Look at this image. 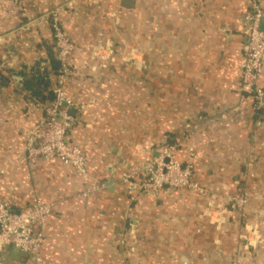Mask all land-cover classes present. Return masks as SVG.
Segmentation results:
<instances>
[{
  "label": "crops",
  "instance_id": "obj_1",
  "mask_svg": "<svg viewBox=\"0 0 264 264\" xmlns=\"http://www.w3.org/2000/svg\"><path fill=\"white\" fill-rule=\"evenodd\" d=\"M253 3L264 13V0H0V200L52 204L44 264H264V108L238 89ZM52 11L75 45L64 87L85 175L23 150L44 115L34 78L55 84ZM166 142L206 192L130 200L121 174ZM235 192L248 204L223 211ZM3 258L37 264L13 246Z\"/></svg>",
  "mask_w": 264,
  "mask_h": 264
},
{
  "label": "built area",
  "instance_id": "obj_2",
  "mask_svg": "<svg viewBox=\"0 0 264 264\" xmlns=\"http://www.w3.org/2000/svg\"><path fill=\"white\" fill-rule=\"evenodd\" d=\"M20 1L11 0L12 5H17ZM263 16V11L254 3L245 16V43L242 47L243 60L238 84L239 91L251 96L255 110L264 108V88L258 83L264 65V31L260 27ZM50 26L55 59L58 63L54 97L49 104L42 106L44 115L41 120L24 130L23 150L25 158L30 162L58 160L85 175L87 168L83 151L68 139L73 118L64 105L71 103L66 96L64 85L70 73L69 57L75 45L64 32L57 11L50 13ZM2 40L3 35L0 33V45ZM177 146L166 143L142 169L121 174L119 181L124 185L125 194L130 200L134 201L145 195L155 196L164 186L198 193L206 192V188L192 178V161L187 159L182 162L177 158ZM102 187L94 185L87 193L98 191ZM247 204L246 194L235 192L225 198L222 210L238 212ZM51 212L52 204L39 199H33L28 205L17 210L0 200V264H6L3 258L6 246L23 251L37 264H44L40 258V248L44 237L43 230Z\"/></svg>",
  "mask_w": 264,
  "mask_h": 264
},
{
  "label": "trees",
  "instance_id": "obj_3",
  "mask_svg": "<svg viewBox=\"0 0 264 264\" xmlns=\"http://www.w3.org/2000/svg\"><path fill=\"white\" fill-rule=\"evenodd\" d=\"M55 63L56 64L53 65V69L56 72L58 68L57 66L58 64L56 61ZM44 82L45 79H42L41 75H37L34 78V82L32 83V87H31L32 96L35 97L36 101H38L42 106L49 104L54 97L53 87H48L47 83ZM166 143H170V142H166Z\"/></svg>",
  "mask_w": 264,
  "mask_h": 264
},
{
  "label": "water",
  "instance_id": "obj_4",
  "mask_svg": "<svg viewBox=\"0 0 264 264\" xmlns=\"http://www.w3.org/2000/svg\"><path fill=\"white\" fill-rule=\"evenodd\" d=\"M134 1L135 0H122V3H123V5L125 7L131 8V7H133ZM64 105L67 106L68 113L71 115L72 114V110H73L72 106L71 105H67L66 103H64Z\"/></svg>",
  "mask_w": 264,
  "mask_h": 264
},
{
  "label": "rangeland",
  "instance_id": "obj_5",
  "mask_svg": "<svg viewBox=\"0 0 264 264\" xmlns=\"http://www.w3.org/2000/svg\"><path fill=\"white\" fill-rule=\"evenodd\" d=\"M168 144H170V143H168ZM176 145H177V144H176ZM163 146H164V145H163ZM163 146H162V147H163ZM162 147H161V149H162ZM177 147H178V146H177ZM176 156H177V155H176Z\"/></svg>",
  "mask_w": 264,
  "mask_h": 264
}]
</instances>
